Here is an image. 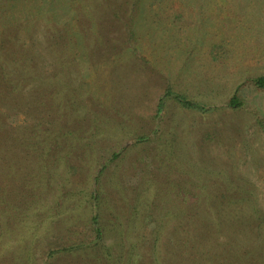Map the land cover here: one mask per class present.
I'll return each instance as SVG.
<instances>
[{
  "label": "rangeland",
  "instance_id": "rangeland-1",
  "mask_svg": "<svg viewBox=\"0 0 264 264\" xmlns=\"http://www.w3.org/2000/svg\"><path fill=\"white\" fill-rule=\"evenodd\" d=\"M2 56L0 264H264V0H0ZM43 86L76 119L32 112ZM70 127L68 164L29 140Z\"/></svg>",
  "mask_w": 264,
  "mask_h": 264
},
{
  "label": "trees",
  "instance_id": "trees-1",
  "mask_svg": "<svg viewBox=\"0 0 264 264\" xmlns=\"http://www.w3.org/2000/svg\"><path fill=\"white\" fill-rule=\"evenodd\" d=\"M67 35L68 37L63 40L61 37L60 39H58L59 37L56 38L58 39L56 40L57 47L59 46L61 49H64L60 50L59 48V50H56L57 54L59 53L57 57L58 62L71 59L73 52L68 51L66 48L69 45H75L76 43L81 42L75 32L71 31V33H68ZM17 42L21 43L20 40H18ZM30 53L31 50L25 45V47L21 49L12 51V55L9 54L8 56L13 63V67H11L13 71H15L16 66L21 64L24 65L25 63H27L26 73L24 71L20 76H29L31 72L33 73L36 69V64L31 63L32 55ZM3 57L4 56L0 57V59ZM17 62L19 64H17ZM12 72L10 71L9 67L0 65V104L9 105V108L11 109H13L14 102L13 99L9 97H12L13 93L21 88V84L17 83L13 78H11ZM248 83L252 84L256 88V90L264 92V76H258L255 79L250 80ZM44 86L41 88L42 90L39 91L38 97L35 96L34 98H32V101H29L28 108H30V110L35 113H38L39 111H42L44 114L49 113V111L54 112V114L50 116L52 118V121L57 124L61 122H72V120L76 119L74 118V116L77 117L78 113L70 112L74 104L68 106L70 100L68 102L65 101V97L62 96L61 91L53 89V91L49 92V90H47ZM243 87L244 86L240 85L230 100V104L233 108H240L244 104V100L241 96V90ZM167 96L169 97V99L171 98L173 101L177 102L181 108L188 111H194L198 113H209L210 111H213V109H207L200 103L187 100L182 95H179L171 90L167 91ZM164 103L165 98H162L160 101L161 109L162 107H164ZM78 135L79 134H77V129L74 127H70L66 134H60V131L56 129L42 133L39 130L35 129L31 132V137L29 136V140H32L34 148L37 150L43 151L44 149L41 148H43L44 145H46V147L49 146V149L45 151L46 156L50 153H53L54 149L59 146L60 150L58 151H60L59 154L62 158V162L68 164V155L73 154L74 150L77 148V145L76 143H74V141L77 140V137L78 139H80ZM96 232L99 233V231L97 230Z\"/></svg>",
  "mask_w": 264,
  "mask_h": 264
}]
</instances>
